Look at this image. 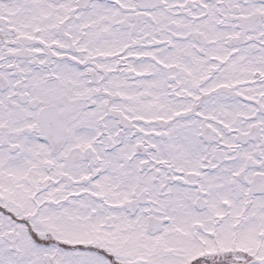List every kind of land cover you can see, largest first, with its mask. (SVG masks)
Masks as SVG:
<instances>
[{"label": "snow or ice", "instance_id": "snow-or-ice-1", "mask_svg": "<svg viewBox=\"0 0 264 264\" xmlns=\"http://www.w3.org/2000/svg\"><path fill=\"white\" fill-rule=\"evenodd\" d=\"M0 264H264V0H0Z\"/></svg>", "mask_w": 264, "mask_h": 264}]
</instances>
